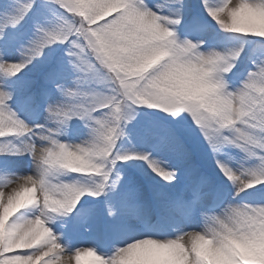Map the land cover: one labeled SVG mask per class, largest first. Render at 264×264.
<instances>
[{
    "label": "snow or ice",
    "instance_id": "snow-or-ice-1",
    "mask_svg": "<svg viewBox=\"0 0 264 264\" xmlns=\"http://www.w3.org/2000/svg\"><path fill=\"white\" fill-rule=\"evenodd\" d=\"M82 256L264 264V0H0V264Z\"/></svg>",
    "mask_w": 264,
    "mask_h": 264
},
{
    "label": "rangeland",
    "instance_id": "rangeland-1",
    "mask_svg": "<svg viewBox=\"0 0 264 264\" xmlns=\"http://www.w3.org/2000/svg\"><path fill=\"white\" fill-rule=\"evenodd\" d=\"M21 167L23 169L24 166L22 165ZM83 241H85L86 243H91L90 238L87 236L83 237ZM92 260H93V257H91V256H82L80 264H91ZM73 264H75V261H73Z\"/></svg>",
    "mask_w": 264,
    "mask_h": 264
}]
</instances>
